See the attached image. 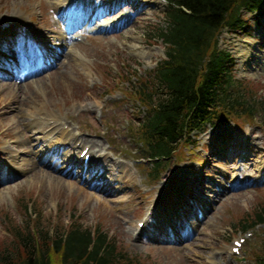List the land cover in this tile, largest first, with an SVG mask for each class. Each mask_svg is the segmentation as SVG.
Segmentation results:
<instances>
[{
  "label": "rangeland",
  "instance_id": "obj_1",
  "mask_svg": "<svg viewBox=\"0 0 264 264\" xmlns=\"http://www.w3.org/2000/svg\"><path fill=\"white\" fill-rule=\"evenodd\" d=\"M155 1L156 5L140 9L138 0L127 5L121 0L119 6L103 10L97 18L91 0L75 1L71 22L79 18V10L83 15L71 31L79 40L69 47L81 59L69 55L50 65L64 51L53 40L63 33V7L55 0H0V165L4 169L14 154L24 164L33 161L37 173L33 178V171L28 170L5 180L0 168V263L19 258L14 239L17 229L22 234L34 229L32 234L39 238V232L60 233L73 223L106 233L137 264H256L263 253L264 226L256 227L252 236H243L246 242L238 254L231 250L233 241L241 236V219L264 206V117L249 125L207 126L193 135V146L178 147L162 161L157 176L150 173L151 162L141 158L142 149H137L140 143L132 133L144 111L132 91L147 81L146 75L164 58L165 46L155 36L163 25L165 3ZM261 11L243 13L248 20L246 30H224L220 46L234 53L233 73L243 93L264 101V7ZM28 30L42 33L45 40L28 45ZM250 39L255 42L252 53L240 64L243 55L237 44L251 47ZM39 61H43V69ZM29 62L34 72L28 77L24 70L31 68L24 66ZM17 75L25 79L19 81ZM16 100L20 119L27 120L34 113L47 122V116L54 115L61 121L59 130L63 126L98 142L101 147L95 148L96 155L89 151L90 164L55 171L41 155L43 146L34 149L33 141L28 149L32 152H23L16 142L52 136L31 131L24 135V127L13 124L9 113ZM240 147L244 155L232 154ZM71 148L57 150L56 157L61 161L70 158ZM253 151L257 153L252 155ZM105 157L106 162H100ZM113 163L119 165L114 184H101L94 177L92 185L99 183L100 188L92 187L97 167H112ZM258 164L260 172L254 168ZM85 167L89 173L83 172ZM175 180L177 188L172 187ZM108 189L111 193L105 195ZM165 194L175 212L168 216H175L179 229L165 224L162 230L158 227L154 206L157 201L164 205L165 199L160 197ZM140 230L143 232L136 239Z\"/></svg>",
  "mask_w": 264,
  "mask_h": 264
},
{
  "label": "trees",
  "instance_id": "obj_2",
  "mask_svg": "<svg viewBox=\"0 0 264 264\" xmlns=\"http://www.w3.org/2000/svg\"><path fill=\"white\" fill-rule=\"evenodd\" d=\"M165 2L163 25L155 36L166 45L165 59L150 80L132 91L147 112L134 136L143 159L152 163V175H157L160 161L190 144V135L206 125L253 123L264 117V101L243 93L233 74V57L218 47L224 29L245 31L240 10L257 12L264 0ZM239 224L240 232L264 224V206ZM21 232L14 233L19 258L0 264H137L98 228L73 223L60 233L39 232V238L31 231ZM256 264H264V250Z\"/></svg>",
  "mask_w": 264,
  "mask_h": 264
},
{
  "label": "bare ground",
  "instance_id": "obj_3",
  "mask_svg": "<svg viewBox=\"0 0 264 264\" xmlns=\"http://www.w3.org/2000/svg\"><path fill=\"white\" fill-rule=\"evenodd\" d=\"M75 1H77V0H67V3L63 4V2H61L60 0H55V3H57V5L63 7L64 12L62 13V15H64L63 18H65V19H64L63 24L61 22V26L63 28V33H61V32L57 33L56 36L53 38V40L55 42V45L59 49H64V51L61 52L54 60L52 58L50 65L56 64V62H58V61L61 62L62 58L65 59L69 55L71 56V58L77 59L78 61H80V59H81L80 56L78 54H76V52L73 51L69 47L70 43H71V37L69 38V33L72 30H74L75 26H77L79 24V21L82 20V17H80V15L83 14V13L79 12V18L73 22V29H70L69 27L71 26V19H72V14H71L72 13V5ZM120 1L121 0H91V2H92L91 8L93 11H96V14L94 15V17H99V14L102 13L103 10H107V11L113 10L115 7L120 5ZM121 4H125V5L130 4V0H122ZM156 4H157V2L155 0H138V2H137L138 8H140V9H145L147 7L154 6ZM16 16H17L16 22L20 23L22 21L20 16H18V15H16ZM125 20L126 19L123 18V20H121L119 22L120 26H123L122 24L124 23ZM86 22H87V19H86ZM27 38L29 39V40H27L28 45H29V42H32V41L33 42H35V41H41L42 42L45 40L42 33L37 32L35 30H28ZM248 42H249L248 44H250L251 47H247V46H244L241 44H237V49L240 50V52L243 55V59L241 58L242 63L240 62V64H243V62L246 61L252 53L253 44H255V42H253V40H251V39ZM27 44L25 47H27ZM33 47H34V45H33ZM132 47L135 49H139V50L143 51V49L140 46H138L139 47L138 48L136 46V44L135 45L132 44ZM35 51L38 52V49ZM39 54L40 53L38 52V55ZM41 55H43V54H41ZM236 55L239 56V54H237V53H236ZM45 56H46V59H48V55H45ZM262 58L264 59V54L262 55ZM1 60H3V59H1ZM60 62L58 63L59 65H60ZM42 63H43V61H39V63H38L41 66L40 67L41 69L44 68ZM13 64H14L13 62H6V65L11 66V67L13 66ZM13 67L16 68L17 65H14ZM24 67L25 68H28V67L31 68V70L28 68L29 69L28 77L32 76L33 72H34L33 63L32 62H29L28 64L26 63ZM16 79L20 81V80H24L25 77L23 75H17ZM8 86H10V85L8 84ZM14 106L15 107H13V106L10 107L9 113L12 116L11 119L13 120V124H15L18 128L21 126L24 127L23 128V129H25V131L23 133L24 135L26 134L27 131H31V133H33V134L40 133V134H45L46 136L51 135L52 136L51 139H55L54 140L55 143L54 142L51 143V139H48V138L40 139L41 137L40 138L31 137L30 140L25 139L23 142H16L17 146H21L23 148V152H26L27 154L32 152V150L31 151L28 150L30 147L29 144L31 142H33V141L35 142L34 143V149H37L38 147L43 146L45 152L44 153L41 152V155H42L44 161L48 160L51 167L55 171H62L65 166L67 167V169H68V167H72V166L83 167L82 159H79L78 154H80V152L83 149H85V147L89 146L88 152L91 149L93 155H96L95 148L101 147L98 142L83 138L80 135H76L72 132V130L71 131L68 129L67 130H63V129L59 130V127L61 126V121L59 120V117H57V116H54V115L47 116L48 117L47 122H43L44 118H39V116L35 115L34 113H31L32 114V116H30L31 118L29 117V118H27V120L26 119H20L21 116L18 117V114H20V110L18 108V101L17 100L14 102ZM38 124H41L42 128L38 127L37 126ZM252 143H254V142H252ZM251 146H254V145L251 144ZM66 147H72L71 148L72 150L70 151L71 156H72V152H74L76 154V156H74V158H72L71 156H70V158L66 157V159L61 161L60 159H58L56 157L55 152L57 150L64 149ZM236 152L238 154L240 152H242V154L244 155V150L242 147H240L237 150H235L234 152H232V154L235 155ZM256 153H257L256 151H253L252 155H255ZM242 154L239 155V157L241 159H244V158H242ZM1 156H3V154H1ZM90 160H91V157H90ZM239 161H241V160L239 159ZM100 162H103V163L106 162V157H105V159L100 160ZM107 162H110V160H108ZM28 163L29 162H27V164H24L23 161H20L17 159V155L11 154V159H10L9 163H7L4 166V169H3V166L0 165V168L2 167V170L0 169L1 170V177L5 178V180H7L13 174L20 175V174H23L29 170V171H33V178H36L37 173H36V170L34 167V165H35L34 162L32 161L29 164ZM26 165H28V166H26ZM125 165H124V167H125ZM118 166L119 165L116 163H113L112 167L108 164H106L105 166L100 164V166L97 167L96 174H94L91 177V181H90L91 185L93 184L92 182L94 180V177H96V179L99 178L96 181H100L101 184L108 183V185L112 186L114 184V182L116 181V180H114V175L117 173V167ZM254 168H256L257 172H260L261 166H260V164H258V165H255ZM67 169L65 171V174H69ZM241 170L239 169L238 173H242V172H240ZM83 172L89 173V170H86V167H85ZM175 184H177L179 186L177 180H175L174 184H172L173 188H177V186ZM99 186H100L99 183L92 185V187H94V188H96V187L98 188ZM172 187H169V189L167 190L169 195L171 193ZM110 193H111L110 189L105 190V195H110ZM2 194L3 193L0 192V198L2 197ZM166 197H167L166 194L163 197L162 196L160 197V199H165L164 205H161L157 201L155 206H154V210L157 213L156 218L158 221V227L160 230H162L163 224H165V225H169V226L172 225V227L179 229L180 228V222L175 223L176 221H174V218H173L175 216H171V217L168 216L169 214H172V213L175 214V212L172 211L171 205H170L171 203L166 199ZM119 203H120V201L118 202V204ZM148 220H149V218H148ZM142 229H144V226ZM142 232H143V230H140L139 233L137 234L138 236H136L137 238L136 237L135 238L138 239ZM188 232H189V230H188ZM173 249H176V248L173 247Z\"/></svg>",
  "mask_w": 264,
  "mask_h": 264
}]
</instances>
